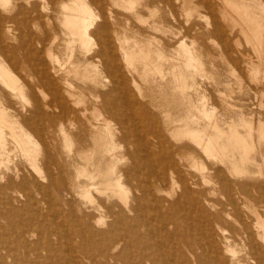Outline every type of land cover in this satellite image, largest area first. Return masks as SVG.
Returning a JSON list of instances; mask_svg holds the SVG:
<instances>
[{
    "label": "rangeland",
    "instance_id": "1",
    "mask_svg": "<svg viewBox=\"0 0 264 264\" xmlns=\"http://www.w3.org/2000/svg\"><path fill=\"white\" fill-rule=\"evenodd\" d=\"M72 1L74 0H69V1L65 0L64 3H69ZM85 1H87V3L90 4V7L93 8L92 11L95 12L94 16H97L94 18V19L97 18V20H95L96 21L95 23L96 24L102 23L103 18L102 16L100 17V15H103V14L101 13V11L97 7L92 5L91 0H85ZM139 1H141V3H146L148 7L139 6L137 9L138 12L137 14H135L133 11L127 9L126 7H128L127 6L128 4L124 5V3L121 0H106V5H107L106 8L108 9L105 12H106V17L109 22L108 28H109V33L113 39V44L114 46H116L117 51H119V47H121V44H123V46H125L128 53L132 54V58L134 57L132 61L128 63L127 60L122 56V54L124 53L123 52L121 53V51H119L120 61L122 64L124 75H125L124 76L125 81L127 82L126 86L128 88L131 87L130 91H132L131 92L132 99H133V102L135 101L134 104L136 107L135 106L134 107H135V113H137L136 120L138 121L137 136H138L139 145L141 148L142 147L147 148L149 144L148 152H145V150H142V152H138L137 150H135L138 147V144H137L138 142L135 139L136 136L134 137V134H132L131 128L128 127V125L123 126V129L125 131L127 130L126 131L127 136H129V138H132L130 143L121 137L122 136L121 132H117L114 134L115 136L114 140L118 144L116 157L117 159L119 158V160H117V163H116L117 169L120 167H130L131 170H135L136 173L139 174L140 180L138 181L142 182L143 184L142 186L144 187L148 186V189H146V191L142 188L136 189L135 188L136 180H134L133 182H130L131 180H129V182H127V181H124V179H122V181H124L123 186L125 185L124 189L126 192V198L129 201L132 200V197H134V195L138 194V196H140V203H139L140 205H138L140 209L135 214L133 212L128 213V214L125 213L126 215L120 219V222L116 226L115 235L118 237V235L120 236V234L125 235L126 232L131 233V235L134 238H136V236L139 235L140 237L138 236L136 238L138 243L137 245H135V248H134L135 250L133 249L134 251H137L138 249L137 246L140 241L149 240V241H156V243L158 244L160 243L161 245L159 244V246L162 247V248L160 247V249L163 250L164 252L165 261L163 259H160L157 262V264H162V262L163 264H168V263L179 264L178 261L181 263L182 262L181 260H183L181 264H192V263L193 264H210V262L211 264L213 263L221 264L222 262H223L222 264H227V263L228 264H233V263L234 264H239V263L244 264V262H247V264H251V263L256 264L257 262L259 263V260L255 259V257L249 252V247H246L247 245L244 244V242L240 238L238 239L232 236V234H228V232H226V234H223V229L224 228L227 229V224L224 221H220V224H219L218 222H216V219H214V215H213L215 212V208L212 206V204L216 200L217 198L216 196L214 195L210 196L211 204H208L207 202H204V201L198 202L197 199H195L194 197L185 198L182 196L181 193H182L183 185L181 184L180 177H186V176L193 177L194 176L195 179L200 180L199 179L201 178L200 172H204L208 170L206 169L203 171L202 170L203 167H206V165L207 167H209L211 163L215 164V162L217 163L218 161H213V160L208 161V159H206L205 155H203L202 152H200L202 161L197 156H196L197 158L192 156L193 152L189 150L186 146L192 145L194 146V148H196L193 137L190 136V134L187 135L186 132L185 134L184 133L182 134L181 132H183V130L178 131V132L175 131L171 133V131L169 132V129L166 130V127H168L166 124L169 119H175V118H181V117H188L189 119L190 118L192 119L194 117L196 118L198 117L200 124H196L195 129H200V128H204L205 126H207L208 119H207L206 114H208V117L213 116V115L215 116V117L213 116V119L217 121L221 129L228 131L231 125H233L234 123H238L237 126H239L238 127L239 131L243 135H246L247 134L246 125L249 123V120H251L249 124L252 125L253 137L256 140H258V128H257L259 125L258 123L262 122L264 126V0H139ZM114 2H117V4H115ZM122 4L123 6H121ZM47 5H49V7ZM246 10H248V12H246ZM54 11L55 9L51 5L50 0H8V2L7 0H0V14H1L0 16L3 18L4 22L11 21L10 23L13 24V31H12L11 37L10 38L3 37V40L6 39L3 42L4 43L3 46L5 47L2 51L3 54L0 56V62L2 63V65L6 67V70H5V67L3 66L4 68L3 72L6 73V75H8V77L13 81V83H11L10 85V84H6L3 78H0V103H1L0 108L3 106L2 107L3 109L2 108L0 109V115H2L1 113H3L4 115H6V118L8 117L7 115H9L10 117V119L9 117L7 118L6 125L8 126L5 125L1 130L3 134L5 135L4 136L1 135V139H0V144L2 145L3 149L8 150V151L4 150L3 151L4 154H3L1 153L2 147H0L1 148L0 153L2 154L0 155V160L2 159V161H0V234H2L1 239H3L7 247H10V248L12 247L18 251L17 253L18 257L21 260L24 259L25 257L26 244L38 242L40 232L41 234H51L53 230L55 232L52 234H67V233L72 234V232L75 234L77 233L88 234L90 236H92L91 234L93 232H94L93 234H97L96 230L92 232H90L91 230H87L86 232L83 231L82 225L83 224L85 225V223L87 222V219L84 216L85 214H87L88 211H89L88 213H92V216H95L97 218H99V215H100L99 213H101V215L106 218V219L103 218L104 222L106 223H103L102 225H100L99 230H104V231L107 230L108 224H110V222L114 220L113 217L109 213L105 212V210L97 211V210L92 209L91 207H86L83 204L85 203L84 199L79 194V191H78L79 188H77L78 185L74 181V179H76L75 177H77L76 173H78V168H76L77 167L76 165H73L75 157H73L74 158L73 159L71 158V155H68V154H70L71 152L72 156H75L74 152L77 150L78 146L80 145L84 146L85 154L92 153L93 159H96L100 153V145H99L100 143L97 142L95 143L96 146H94V139L92 138V135L89 132V129L86 126H83L80 124H78L77 128H72L68 125L64 126L67 134L72 135L70 137L72 138L71 141L75 142V143L73 142L72 148H70L67 144L68 142L66 141L65 137H63L64 134H62L60 130L54 129L52 127L53 120L50 121L48 118L44 116L37 118L36 120H34L32 124H30L35 127V128L33 127L34 130L32 129V126L26 123V120L28 119V117L32 115V110H33L32 108L34 107V103H33L34 99L36 100L37 98H39L44 103L46 100L51 99L50 92L48 91L46 87L43 86L40 76H41V72L44 70L47 73L49 72L48 73L49 76L52 75V77L53 76L55 77L53 65L59 69V70L56 69L57 71H60L56 74L57 77H68L69 76L68 78H70L71 81H73L76 84L78 89H77L76 95L71 100V103L75 109L81 110L85 106L86 99L90 98L88 94L89 91L95 92L97 91L96 89L98 90L100 89L101 91H111L112 86H113L112 79L110 77H107L104 79V77L106 76L103 75L102 79H100L103 83L101 82V85H99V87H96L95 82L92 80V77H91V76H94V72H95L94 69L97 71L98 69H100L99 65L98 67L96 66L97 63L92 57L95 51H97L100 46L99 41H97V39L94 38L95 41L94 42L92 41V43L89 45L90 47L80 46L77 43L75 44L76 46H74L75 49H73L74 47L72 49H69L66 46L68 36L67 34L64 33L65 27L64 25H62V22L58 20L57 12L55 11L54 13ZM109 11H112V13L109 14L108 13ZM239 11H241L240 14H242L244 18L242 15L239 16ZM250 15H252V17ZM47 17H49L48 19H50L51 22L50 20L47 19ZM46 19L48 20V22ZM231 19H235V21L237 20V22L232 21ZM153 25H156V26L153 28ZM62 26L64 27V29ZM216 26H220L222 28V33L219 34L216 31ZM53 27L56 28V32L58 33L57 34L58 38L56 39V41H52L51 43L49 41L40 42L38 38L45 36L46 33L48 34L50 33L49 36L53 35L52 34L53 32L51 31ZM259 27L261 28L259 29ZM139 30H141V32H138ZM241 30L243 31V33L241 32ZM244 30L247 33H244ZM116 34L119 35L120 37L119 40L117 39ZM248 35L251 38H248L249 37ZM65 39H66V42L64 41ZM236 39L239 42L238 44H237ZM95 42L96 44L94 45ZM45 44L48 47H46ZM138 46H145V48L151 50L150 56L148 58V61H149L148 66H145V64L143 63V60L145 58L143 55H140L138 51ZM47 48H48V51L46 50ZM52 48H53V51H52ZM185 48L190 50L193 53V57H195V59L192 60V62H193V65L198 64L197 66H198L199 72L193 69V68L197 69L196 68L197 66L195 67L191 66L190 69H188L184 65L181 71L183 72V74L186 75L187 82L189 84L187 87L182 88L181 82L176 80L178 77V74L181 71L179 68H176V67H178V65H181L183 63L180 54H182V52L183 53L185 52ZM66 50L67 51L71 50V51L67 52ZM72 53H74L73 54L74 59H72L73 61L71 62V58H73V56L71 58H67L68 61H66V57L68 56L67 54H70L68 56L70 57ZM38 54H40V56ZM9 57H10V61L8 59ZM184 59L186 58L184 57ZM89 62L91 64H89ZM33 64H35L36 66H34ZM75 64H76V67H75ZM44 65L46 67H44ZM66 65L68 66L70 65L69 67L71 68H69ZM88 66H90V68H88L89 70L87 69ZM127 66H129L130 69H128ZM73 68L79 71H76ZM145 68H149L150 70L148 69L147 71H145ZM68 69H71L74 72H71ZM82 69L84 70L82 71ZM129 70L131 73H129ZM84 71H87L88 74L86 72L84 73ZM251 72L253 75H255V78H253L254 76L251 74ZM82 73L83 75H81ZM76 75H79V76L77 77ZM84 76H86V78ZM13 78L16 83L14 82ZM83 78H85L84 79L85 82ZM133 78L135 79L134 80L135 83L133 82ZM251 78L254 80H251ZM12 84L15 85L14 86L15 90L13 87L11 88ZM140 86H141L142 93H139ZM31 87H33L34 90H30L32 89ZM135 87L136 88L138 87V88L136 89ZM22 89H23V92L19 93V91H22ZM80 90H84L87 94L83 96ZM24 97L26 98L24 99ZM33 97L35 98L32 100ZM110 97H113V95H111ZM78 100H81V102ZM22 101H25V102H22ZM73 102H77V104ZM75 104L78 106H76ZM194 105H196V107ZM259 106H261V108ZM91 107L93 109V106L89 104L88 108L91 111L88 109V113H89V116L92 117L94 109L92 110ZM193 107L195 108L197 112L193 110ZM196 108H198V110ZM26 110L28 113L26 112ZM206 111H208L209 113L208 112L206 113ZM44 112L45 113H49V112L55 113V110H53L52 108L50 109L48 107H44ZM212 112H214L213 115H212ZM198 113L200 114V116H198L199 115ZM204 114L206 117L204 116ZM15 118L16 120H13ZM17 120L19 124L21 123L22 125L21 124L19 125L17 122L15 123V121ZM44 120L46 123L44 122ZM239 120L242 121L241 125L239 123ZM11 121L14 122L15 124L12 123ZM9 122L10 124H8ZM243 122L244 123L246 122V124H243ZM11 124L13 127L11 126ZM42 124H44L45 126L44 125L41 126ZM19 126L23 127L21 129H24V130L26 128L25 131L27 134H24L25 132L19 133V131H16V133H14L15 129L16 130L19 129L21 131ZM17 127L19 128L17 129ZM153 127L157 128V129L156 128L154 129L156 131L160 129L164 131V134L166 136V140L165 142H163L164 146L160 147V144L156 142V139H154L151 136V134H149V130H152ZM172 128L173 130H175L174 126ZM40 129L41 131L46 129V131L41 132ZM209 130L210 132H212L210 128ZM11 131H13L12 133L14 135L10 133ZM34 132H36L39 136H37L36 133ZM40 133H44V134H40ZM22 135H24L25 138ZM27 135L28 137H30V139L28 138L29 140L27 139L28 143L25 140L27 138ZM98 136L101 137V135H98ZM21 137H23L24 139H21ZM99 137L97 138L100 139ZM144 138L145 139L147 138V140H144ZM18 140L20 142H18ZM177 141H180V143ZM120 146H122L123 148L119 149ZM91 147L93 149H91ZM18 149H19V152H18ZM23 149L26 150V152L28 151V153L26 154V152L23 151ZM29 149H30L31 154L33 153L32 155L34 157L36 153L41 152L40 156L38 153V157H35L37 158V164L39 163L38 166L42 167L38 169L37 173L38 175L39 174L41 175L42 173L46 174L47 172V175L42 174V177H45L46 180L43 179L40 175L38 176L36 172H33L35 170V168H33L34 167L33 161L31 160L33 157L31 158L32 155L30 157L27 156V155H30ZM35 149H38V150H35ZM165 149H166V153H164ZM31 150H35V151H31ZM126 151L128 152L127 154H126ZM129 151L132 154L129 153ZM23 152H25L24 153V155H26L25 158H24V155L22 154ZM46 152H47V157H48L47 160L50 161L49 164H46V161L44 159L46 156ZM94 152L95 154H93ZM151 152L153 155L151 154ZM244 153L245 152L243 150L235 151L236 158L237 159L243 158V155H245ZM7 154L9 155L6 156ZM249 156H253L252 151L251 153H249ZM26 157L27 158L29 157L31 161L30 160L28 161V159L26 161ZM106 158H108V156ZM180 158L182 159L180 160ZM133 159H134V162L132 164L131 162L133 161ZM38 160H41V161H38ZM108 160L109 159H107L101 164L102 166V167L100 166L101 170H104L108 165H111V162L109 164ZM167 160L169 162H165ZM175 160H176L177 165L175 163ZM258 160H259L258 163H260L259 165L253 166L250 164L249 166L251 170L255 171V173L249 175L247 178L251 183L255 182L256 180L264 181V164L260 161V159ZM42 161H43V164L45 165L42 164ZM151 161L153 164L151 163ZM6 162H9V163H6ZM148 162L150 163L147 166L146 163ZM172 163L174 165H172ZM12 164L14 166H12ZM241 164L242 163H240L239 165L240 168H242ZM42 165L44 167L46 166V168H43ZM56 165H58L59 168ZM149 165H151V167ZM242 165H243V168L244 166H246L244 164ZM26 166L27 168L31 169L32 167L33 169L31 170L27 169ZM259 167L261 168V170H259L260 169ZM75 168L77 169L76 171H75ZM164 168H166V170H164ZM137 169L139 172L137 171ZM170 169H171V173H170ZM15 170L18 172H16ZM39 171L41 173H39ZM11 172L14 174H12ZM21 172L22 174L24 173L25 175H22V174L20 175ZM63 172L64 174H62ZM156 172H158V174H161L160 177L162 178V182L160 185L157 184V182L159 181V177H156L155 175ZM259 172H261V174ZM16 173H18V175ZM30 173H34L36 175L34 174L31 175ZM8 175L9 176L11 175V176L9 177ZM21 176H24L28 179L30 178V180L32 176L34 178H38V179L40 178V182L44 186L43 190L40 191V189L38 188L36 190V187L35 186L31 187V185H29L30 187L26 186L27 187L26 188L27 190H26L25 186H23V183H22L23 177ZM172 177L175 178L177 182L173 183ZM15 178L18 179L19 181L16 180ZM42 179L44 181H42ZM53 179L56 180V183ZM82 182H85L83 177L80 179V183ZM55 184L56 186L57 185L58 186L56 187ZM211 184H208L205 187L210 188L212 187ZM46 185L47 187H45ZM49 186L52 189H50ZM66 186H68L67 189H66ZM202 187L203 186H192L193 190H200L202 189ZM28 188H32V189H28ZM7 191H9L10 193H8ZM39 191L40 193L42 192L43 194L42 193L40 194ZM149 191L152 194L149 193ZM153 191L155 192L154 194H153ZM138 192H140V195ZM68 194L71 196H69ZM253 194L254 196H256V198H258V200L264 201V184L260 188L253 189ZM194 195H196L195 192H194ZM36 196L37 198H35ZM46 196L48 199L46 198ZM94 196L96 197V199L105 198V195H99L98 193L97 194L94 193ZM33 197H34V200H33ZM13 198H16V200L14 199L13 201ZM120 198L118 196H114L110 198L111 203L114 202L118 204V206L115 207L116 210H119L121 206H124ZM159 199H160V202H159ZM175 199L179 200V204L180 203L181 204L174 206L173 202L176 201ZM50 201L52 202V204ZM58 202L60 203V205ZM6 203L8 204L6 205ZM163 203L165 204L164 206H163ZM77 204L79 205V207L77 206ZM145 204L147 205L148 209L146 207H143V206H146ZM7 206H10V208ZM73 207L74 209H72ZM197 209L200 212H198ZM43 210L45 212H43ZM58 210L60 211L59 213H58ZM192 213L193 215L191 216ZM38 214L40 215V217ZM58 214H60L61 216ZM63 214H64V217H62ZM66 214H68L69 217ZM56 215H58L59 218ZM72 215L75 218V220L72 217ZM160 215L163 216L164 219ZM55 216L57 217V219L55 218ZM71 217L73 220H71ZM47 218L50 222L47 220ZM79 218L81 221H79ZM53 219H54V222H53ZM130 222L132 224V227H131ZM64 223L68 227L65 226ZM148 223L149 225H147ZM216 223H218V225ZM129 225L132 228V229L130 228V230L133 232L129 230ZM42 226H43V229H42ZM46 226H47V229H46ZM208 226H209V229H208ZM161 227L163 228V230ZM173 227L175 229H173ZM203 227L208 233H206L205 231L204 232L202 231ZM151 228H153L152 229L153 231L151 230ZM63 229L64 231H61ZM147 229H149L148 232H147ZM78 230L82 232H79ZM122 231H124V233ZM169 231L174 234L171 235ZM167 232L169 236L167 235ZM189 232L190 234H188ZM129 233L127 234V236L126 235L125 236L129 237ZM212 233L215 235H213ZM29 234H33V235L30 236ZM152 234H154L155 236ZM200 235L201 236L205 235L203 236L205 238L201 237ZM151 236H153L155 239L153 237L151 238ZM110 237L112 236L110 235ZM227 237H228V240H227ZM94 238L97 239L96 236H94ZM106 239L107 238L102 239V240L100 239L99 242L100 241L107 242ZM206 239L208 242L206 241ZM198 241L199 243L196 244V242ZM229 241L231 244H229ZM94 244H97V243H94ZM262 244L264 245L263 241H262ZM201 246L202 248H200ZM228 246L230 247L228 248ZM124 247H125V242L122 241L121 244L115 248L114 252L115 253L123 252ZM203 247H205V249ZM172 248H173V251L171 250ZM186 249L188 250L186 251ZM234 249L235 250L238 249L239 251L238 250L235 251ZM217 250L219 251L217 252ZM203 251H205V253ZM73 253L74 255L76 254V256H74V259L75 258L78 259V260L75 259L76 261L74 260L75 264H80L81 263L80 261L83 260L86 255V253L83 251L81 252L77 251ZM169 253L172 255H169ZM175 253L176 254L178 253V254L176 255ZM7 254H8V251L6 249H0V262H1L0 264H14L15 263V260L13 258L11 257L7 258ZM246 254H248L249 256ZM81 255L83 256V258ZM207 255H208V260H207ZM219 255H220V259H219ZM231 255L233 256L238 255V256L232 257ZM244 255H246L247 257ZM42 256L46 257L47 253L43 252ZM223 256L227 258L225 259ZM169 257H173V258H169ZM192 257L195 259H193ZM230 257H232L233 260L230 259ZM246 259H248V261L251 260L252 262H248L246 261ZM215 260L217 261V263ZM35 263H37L36 258H34L33 263H25V264H35ZM37 264H39V262ZM43 264H53V263L44 262ZM112 264H124V263L116 262L114 260Z\"/></svg>",
    "mask_w": 264,
    "mask_h": 264
},
{
    "label": "bare ground",
    "instance_id": "2",
    "mask_svg": "<svg viewBox=\"0 0 264 264\" xmlns=\"http://www.w3.org/2000/svg\"><path fill=\"white\" fill-rule=\"evenodd\" d=\"M65 0H50L51 5L53 6V8L55 9V11L57 12V18L58 20H60L62 22V25H64L63 29H64V33L67 34V47L69 49H72L74 46H76L75 44H79L80 46H89L92 41L94 42V38L97 39V41H99V48L97 51H95L94 55L92 56L93 59L96 61L97 63V67L99 65L100 69L95 70L94 69V76L92 77V80L95 82V86L99 87V85H101V80L103 75L106 76L104 77H110L113 81V86L111 91H101L100 89H96L97 91L95 92H88L90 98L86 99L85 101V106L81 109H75L71 103L72 98L76 95L77 92V86L76 84L71 81L70 78L68 77H57L56 74L60 71H57L54 65H53V70H54V74L55 77L52 75L49 76L47 72H45L44 70L41 72V82L43 84L44 87H46L48 89V91L50 92L51 95V99L50 100H43L45 101L42 102L39 98H37L36 100L34 99L35 97L32 98L33 103H34V107L32 108V115H30L28 117V119L26 120V123L28 125L32 124L34 122V120H36L37 118L44 116L46 118H48L50 121L53 120L52 122V127L54 129H58L62 132V134H64L63 137H65L66 141L68 142V146L70 148H72V144L73 142L71 141L72 138H70L72 135L67 134L65 127L66 125L72 127V128H77L78 124L86 126L89 129V132L92 135V138L94 139V146H96L95 143H100V153L99 156L96 159H93L92 153H88L85 154L84 153V146L80 145L78 146L77 150L74 152L75 156H72L71 152L68 155H71V158L75 157L73 165H76L78 168V173L77 177H75L76 179H74V181L76 182V184L78 185L77 188L79 191V194L82 196V198L84 199L85 203H83L86 207H91L94 210H100L103 211L105 210V212L109 213L112 217H113V221L110 222V224H108V228L107 230H99L100 229V225H102L104 222V219H106L104 216L101 215V213H99V218L92 216V213H88L85 214V218L87 219V222L85 223V225H82L83 231L86 232L87 230H91L90 232L96 230L97 234H91L92 236L88 235V234H75L72 231V234H52L55 231L52 230L51 234H41L40 232V236H39V241L38 242H33V243H28L25 246V257L24 259H20L18 257V251L14 248H10L7 247L6 243H4L2 238V234H0V249H6L8 251L7 254V258L11 257L15 260L14 264H25V263H33L34 262V258L37 259V263L39 262V264H43L44 262H50V263H55V264H73L76 260L78 259H74V256H76V254L74 255L73 252H77V251H83L86 253L85 257L83 260H81L79 263L80 264H112V262L115 260L116 262H123L124 264H157V262L160 259H163L165 261L164 258V252L163 250L160 249L161 246H159L158 243H156V241H140L138 244V249L137 251H134L135 249V245H137V240L136 238L139 236L137 234L136 238H134L131 233H129V237L127 236V232H126V236L120 234V236L118 235V237L115 235L116 234V226L118 225V223L120 222V219L123 218L126 214L125 213H137L138 210L140 209V207L138 205H140V196L134 195V197H132V200H128L126 198V192L123 186L124 181L129 182V180H131L130 182H133L134 180H136V184H135V188L136 189H144L146 191V189H148V186L144 187L142 186V182L138 181L140 180V176L138 173H136L135 170H131L130 167H120L117 169L116 167V163L117 160H119V158L117 159V146L118 144L116 143V141L114 140V134L117 132H121L122 134V138L127 140L129 143L131 142L132 138H129V136H127V130L125 131L123 129V126L128 125V127L131 128L132 134H134V137L136 139V142L138 144L137 150L138 152H142V150H145V152H148V148H149V144L147 146V148L145 147H140L139 145V141H138V121L136 120L137 118V113H135V104L133 102L132 99V91H130V88H128L126 86V81H125V75H124V71L122 68V64L120 61V54L119 51H121V53L123 52L124 54H122V56L127 60V62H131L132 59V54L128 53V51L126 50L125 46H123V44H121V47H119V51H117L116 46H114L113 44V39L109 33V28H108V19L106 17V10L108 8H106V0H91L92 5H94L95 7H97L101 13L103 15H100V17L102 16L103 18V22L100 24H96L94 19L97 16H94L95 12L92 11L93 8L90 7V4L87 3V1L85 0H74L72 2L69 3H64ZM69 1V0H68ZM124 5L128 4L126 7L127 9L133 11L135 14H137V9L139 6H145L148 7V5L146 3H141V1L139 0H121ZM8 2V0H7ZM11 2V1H10ZM6 3V2H4ZM12 3V2H11ZM115 4H117V2H114ZM241 5V4H240ZM6 6V5H4ZM44 6V5H43ZM49 7V5H47ZM123 6V4L121 5ZM10 7V6H9ZM125 7V6H124ZM6 8V7H4ZM8 8V7H7ZM46 8V7H45ZM92 8V9H91ZM246 8V6H245ZM234 9V8H233ZM111 10V9H110ZM237 10V8H236ZM6 11V10H5ZM54 11V13H55ZM238 12V11H237ZM241 11H239V16L242 15L240 14ZM243 12V11H242ZM246 12H248V10H246ZM109 14L112 13V11L108 12ZM229 14V12H228ZM1 15V14H0ZM231 15V14H230ZM243 16V15H242ZM252 17V15H250ZM99 17V16H98ZM99 17V18H100ZM223 17V16H222ZM41 18V16H40ZM49 17H47L48 19ZM111 18V17H110ZM244 18V16H243ZM46 19V20H47ZM247 19V18H246ZM253 19V18H252ZM7 20V19H6ZM40 20V19H39ZM50 20V19H48ZM47 20V22H48ZM232 21H235V19H231ZM242 20V19H241ZM244 20V19H243ZM7 22V24H6ZM3 21V18L0 16V56L3 54L2 51L4 49L5 46H3V37H7L10 38L12 31H13V24L6 21ZM51 22V20H50ZM53 22V21H52ZM60 22V23H61ZM237 22V20L235 21ZM234 23V22H233ZM244 23V22H243ZM48 24V23H47ZM52 24V23H51ZM54 24V23H53ZM262 24V23H261ZM250 25V24H249ZM33 26V25H32ZM35 26V25H34ZM156 25H153V28ZM236 26V25H234ZM247 26V25H246ZM243 27V26H242ZM241 27V29H242ZM251 27V26H250ZM25 28V27H24ZM261 27H259L260 29ZM244 29V28H243ZM53 33L52 36H49L50 33H46L45 36L39 37L38 40L40 42H52V41H56L57 37V32H56V28H52L51 30ZM216 31L220 34L222 33V28L220 26H216ZM21 32V31H20ZM33 32V31H32ZM138 32H141V30H139ZM241 32L243 33V31L241 30ZM244 33H247L244 30ZM64 34V35H65ZM117 35V39L119 40L120 37L118 34ZM261 35V34H260ZM249 36V35H248ZM247 36V37H248ZM259 36V35H258ZM261 37V36H260ZM16 38V37H14ZM66 38V37H65ZM248 38H251L250 36ZM255 38V37H254ZM150 39V38H149ZM225 39V38H224ZM247 39V38H246ZM15 40V39H14ZM252 40V39H251ZM250 40V41H251ZM66 42V39L64 40ZM235 41V40H234ZM237 44L239 43L238 40L236 39ZM235 41V42H236ZM249 41V42H250ZM40 44V43H38ZM49 44V43H48ZM96 44V42L94 43V45ZM46 45V44H45ZM44 45V46H45ZM50 46V45H49ZM65 46V47H66ZM35 47V46H34ZM46 47H48L46 45ZM51 47V46H50ZM90 47V46H89ZM30 48V47H29ZM88 48V47H87ZM75 49V47L73 48ZM80 49V48H79ZM90 49V48H89ZM256 49V48H255ZM253 49V50H255ZM48 51V48L46 49ZM82 50V49H81ZM87 50V49H86ZM53 51V48H52ZM67 51V50H66ZM71 51V50H70ZM67 51V52H70ZM138 51L140 53V55L144 56V60L143 63L145 64V66H148L149 61L148 58L150 56V49L145 48V46H138ZM66 52V53H67ZM75 52V51H73ZM89 52V51H88ZM179 52V51H178ZM52 53V52H51ZM84 53V52H83ZM74 53H72V55L70 57H68L70 54H67L68 56L66 57V61L67 58H71L73 56ZM249 54V53H248ZM256 54V53H255ZM8 55V54H7ZM40 56V54H38ZM54 55V54H53ZM82 55V54H80ZM89 55V54H88ZM181 55V59H182V64L178 65L180 71L182 70L183 66L185 65L188 69H190L191 66H197V65H193L192 60L195 59V57H193V53L185 48V52ZM84 56V55H83ZM87 56V55H86ZM258 56V55H257ZM89 57V56H88ZM184 57L186 59H184ZM221 57V56H220ZM230 57V56H229ZM7 58V57H5ZM10 61V57L8 58ZM43 59V58H41ZM71 58V62L73 61ZM163 60V59H162ZM186 60V61H184ZM55 61V60H54ZM89 61V60H88ZM87 61V62H88ZM80 62V60H79ZM83 62V61H82ZM91 62V61H90ZM89 62V64H91ZM36 63V62H35ZM40 63V62H39ZM43 63V62H42ZM95 63V64H96ZM8 64V63H7ZM10 64V63H9ZM45 64V63H44ZM67 64V62H66ZM72 64V63H71ZM81 64V63H80ZM11 65V64H10ZM34 66H36L35 64H33ZM38 65V64H37ZM40 65V64H39ZM62 65V64H61ZM73 65V64H72ZM259 65V64H258ZM4 65H2V63L0 62V78H3L5 80L6 84H10L13 83V81L8 77V75H6V73H4ZM48 66V65H47ZM68 66V65H66ZM65 66V67H66ZM70 66V65H69ZM68 66V67H69ZM91 66V65H90ZM90 66L87 67L90 68ZM130 66V64H129ZM127 66L128 69H130V67ZM132 66V65H131ZM135 66V64H134ZM158 66V65H157ZM260 66V65H259ZM5 67V66H4ZM14 67V66H12ZM44 67H46L44 65ZM74 67V66H73ZM76 67V64H75ZM203 67V66H202ZM34 68V67H32ZM71 68V67H69ZM135 68V67H134ZM161 68V67H160ZM175 68V69H176ZM193 68V67H192ZM197 69L193 68L194 70L198 71V66L196 67ZM48 69V68H47ZM74 70H76L75 68H73ZM81 69V67H80ZM149 68H145V71H147ZM202 69V68H201ZM6 70V67H5ZM39 70V69H37ZM51 70V69H50ZM59 70V69H58ZM63 70V69H62ZM71 72V69H68ZM84 69H82L83 71ZM89 70V69H88ZM133 70V69H132ZM150 70V69H149ZM260 70V68H259ZM48 71V70H47ZM79 71V70H76ZM192 71V69H191ZM204 71V70H203ZM65 72V71H64ZM87 73V71H84V73ZM201 72V71H200ZM205 72V71H204ZM255 72V71H254ZM30 73V72H29ZM66 73V72H65ZM68 73V72H67ZM77 73V72H75ZM81 73V72H80ZM129 73L130 70H129ZM53 74V75H54ZM90 74V73H89ZM197 74V73H196ZM199 74V73H198ZM252 74V72H251ZM68 75V74H66ZM80 75V74H79ZM79 75H76L77 77ZM83 75V73L81 74ZM132 75V74H131ZM253 75V74H252ZM32 76V75H31ZM255 78V75H253ZM86 78V76H84ZM90 77V78H91ZM257 77V76H256ZM81 78V77H79ZM83 78V80L85 79ZM89 78V79H90ZM2 79V80H3ZM3 80V81H4ZM14 80V78H13ZM109 80V79H108ZM135 79L133 78V82ZM177 81L181 82V87L185 88L188 86V82H187V77L185 74H183V72L181 71L178 74V77L176 79ZM251 80H254L251 78ZM250 80V81H251ZM258 80V79H257ZM260 81V79H259ZM15 82V80H14ZM85 82V80H84ZM90 82V81H89ZM93 82V83H94ZM253 82V81H252ZM16 83V82H15ZM27 83V82H26ZM92 83V82H91ZM103 83V82H102ZM85 84V83H84ZM21 85V84H20ZM27 85V84H26ZM128 85V84H127ZM136 85V84H134ZM14 84H12L11 88H14ZM138 86V85H137ZM38 87V86H37ZM43 87V89H44ZM24 88V87H22ZM32 89L30 90H34L33 87H31ZM41 88V87H40ZM136 88V87H135ZM138 88V87H137ZM136 88V89H137ZM17 89V88H16ZM109 89V88H108ZM15 90V88H14ZM20 90V89H19ZM103 90V89H102ZM140 92H141V86L139 88ZM138 90V91H139ZM196 90V89H195ZM81 94L83 96H85V94H87L84 90H80ZM23 92L22 91H19ZM33 92V91H32ZM31 93V92H30ZM29 93V94H30ZM3 94V93H2ZM23 94V93H22ZM9 95V94H8ZM24 95V94H23ZM26 95V94H25ZM31 95V94H30ZM111 95H113V97H110ZM21 96V95H20ZM36 96V95H35ZM183 96V95H182ZM17 97V96H16ZM27 97V96H26ZM24 97V99L26 98ZM37 97V96H36ZM50 97V96H49ZM23 98V97H22ZM10 101V100H9ZM28 101V100H27ZM81 102V100H78ZM262 101V100H261ZM12 102V101H11ZM25 102V101H22ZM137 102V101H136ZM29 103V102H28ZM27 103V104H28ZM76 103L77 102H73ZM261 103V102H260ZM1 104V103H0ZM75 104V105H76ZM93 106L94 112L92 117L89 116L88 113V105ZM4 105V104H3ZM261 105V104H260ZM78 106V105H76ZM135 106V107H134ZM145 106V105H143ZM196 107V105H194ZM233 106V105H232ZM255 106V105H254ZM262 106V105H261ZM261 106H259L261 108ZM3 107V106H2ZM1 107V108H2ZM44 107H48V108H52L53 110H55V113L49 112V113H45L44 112ZM0 108V109H1ZM3 109V108H2ZM92 109V107H91ZM92 109V110H93ZM198 110V108H196ZM6 110V109H5ZM90 110V109H89ZM193 110H195V108L193 107ZM91 111V110H90ZM196 111V110H195ZM27 112V110H26ZM197 112V111H196ZM201 112V110H200ZM199 112V113H200ZM208 111H206L207 113ZM5 113V112H4ZM10 113V112H9ZM28 113V112H27ZM198 113V114H199ZM205 113V112H204ZM209 113V112H208ZM214 112H212L213 115ZM2 115H0V139H1V135L4 136L5 134H3V132L1 131L2 128L6 125L7 123V118L9 117V115H7L8 117L6 118V115H4L3 113H1ZM16 114V113H15ZM92 114V113H91ZM202 114V112H201ZM252 114V113H251ZM250 114V115H251ZM125 115V116H124ZM242 115V114H241ZM196 116V115H195ZM200 116V114L198 115ZM205 116V114H204ZM207 119H208V124L207 126H205L204 128H200V129H195V125L196 124H200L199 123V119L198 117H194V118H188V117H181V118H175V119H169L167 121V126L166 130L169 129V132H178L183 130V132H181L182 134L185 132L187 133V135L190 134V136L193 137L194 139V144L196 145V148H194V146L192 145H188L186 146L189 150H191L193 152L194 157H198L201 159V154L200 152L203 153V155H205L206 159L209 160H213V161H218L217 163H211L209 165V167H203V171L208 169L207 171L204 172H200L201 173V178H199L200 180H197L191 176H186V177H180L181 180V184L183 185L182 187V196L185 198H190V197H194L195 199H197L198 202L200 201H204L207 202L208 204H211V200H210V196L214 195L216 196V200L214 201V203L212 204V206L215 208V212H214V219H216V222H218L220 224V221H224L227 224V229L224 228L223 229V234H226V232H228V234H232V236L236 237V238H240L244 244H246V247H249V252L255 257V259L259 260L260 264H264V245L262 244V241L264 242V201H260L258 200V198H256V196H254L253 194V189H257L260 188L263 184L264 181L262 180H256L255 182L251 183L247 178L249 175L255 173V171L251 170L249 168L250 164L253 166L259 165L260 163H258V159H260V161L264 164V126L262 122H259L258 124V140H256L253 137L252 134V125L249 124L251 122V120H249V123L246 125L247 126V134L243 135L238 127L237 124L238 123H234L233 125H231V127H229L228 131H225L223 129H221L217 123V121L215 119H213V116H209L208 114H206ZM205 116V117H206ZM243 116V115H242ZM15 117V115H14ZM18 117V116H17ZM215 117V116H214ZM27 118V117H26ZM196 118V119H195ZM200 118V117H199ZM241 118V117H240ZM243 118V117H242ZM10 119V117H9ZM251 119V118H250ZM13 120H16L13 119ZM241 120V119H240ZM239 120L240 125L242 124V121ZM244 120V119H243ZM246 121V119H245ZM12 122V121H11ZM18 123V120L15 121V123ZM40 122V121H39ZM45 122V120H44ZM248 122V121H247ZM14 123V122H12ZM14 123V124H15ZM38 123V122H37ZM46 123V122H45ZM10 124V122L8 123ZM21 124V123H20ZM19 124V125H20ZM230 124V123H229ZM243 124H246V122ZM253 124V123H252ZM22 125V124H21ZM40 125V124H39ZM44 124H42L41 126H43ZM48 125V124H47ZM8 126V125H6ZM12 126V124H11ZM15 126V125H14ZM32 126V125H30ZM37 126V125H36ZM45 126V125H44ZM174 129L173 130V127ZM245 126V125H244ZM13 127V126H12ZM20 129L23 128L21 126H19ZM17 127V129L19 128ZM34 126H32L33 129ZM38 127V126H37ZM15 128V127H14ZM35 128V127H34ZM39 128V127H38ZM41 128V127H40ZM156 128V127H155ZM153 127L152 130H149V134H151V136L156 139V142L158 144H160L161 146L163 145V142H165L166 140V136L164 134V131L160 130H154L155 129ZM209 128L211 129L212 132H210ZM11 129V127H10ZM13 129V128H12ZM30 129V127H29ZM157 129V128H156ZM6 130V129H5ZM3 130V131H5ZM24 129H21V131L18 129H15L16 131L20 132H25L26 133V128L24 131H22ZM34 130V129H33ZM75 130V129H74ZM73 130V132H74ZM154 130V131H153ZM36 131V130H35ZM41 131V129H40ZM43 131H46L43 130ZM41 131V132H43ZM72 131V130H71ZM2 132V134H1ZM13 131H11L10 133H12ZM28 132V131H27ZM37 132V131H36ZM34 132V133H36ZM60 132V133H61ZM129 132V131H128ZM13 134V133H12ZM22 134V133H21ZM40 134H44V133H40ZM78 134V132H77ZM174 134V133H173ZM10 135V134H9ZM14 135V134H13ZM37 136H39L36 133ZM84 135V134H83ZM99 137L98 135H101V137H99L100 139H98L97 137ZM21 136V135H20ZM24 136V135H22ZM42 136V135H41ZM85 136V135H84ZM176 136V135H174ZM14 137V136H13ZM45 137V136H44ZM60 137V136H59ZM91 137V136H90ZM3 138V137H2ZM17 138V137H16ZM20 138V137H19ZM25 138V136H24ZM23 137H21V139H24ZM30 139V137H28L25 139L27 141V139ZM46 138V137H45ZM43 138V139H45ZM78 138V137H77ZM99 140H97V139ZM174 138V137H173ZM190 138V137H189ZM6 139V138H5ZM20 139V140H21ZM28 139V140H29ZM64 139V138H63ZM144 140H147V138ZM190 140V139H189ZM192 140V139H191ZM2 141V140H1ZM24 141V140H23ZM25 141V143H26ZM4 142V141H3ZM15 142V141H14ZM18 142H20L18 140ZM32 142V141H31ZM64 142V141H63ZM124 142V141H123ZM180 143V141H177ZM24 143V144H25ZM28 143V141H27ZM75 143V142H74ZM153 143V142H152ZM20 144V143H19ZM30 144V143H29ZM134 144V143H133ZM177 144V143H176ZM1 145V144H0ZM21 145V144H20ZM23 145V144H22ZM121 145V144H120ZM123 145V144H122ZM16 146V145H15ZM18 146V144H17ZM29 146V145H28ZM74 146V145H73ZM98 146V145H97ZM2 147V145L0 146ZM21 147V146H20ZM25 147V146H24ZM133 147V146H132ZM6 148V147H5ZM66 148V147H65ZM68 148V147H67ZM90 148V147H88ZM98 148V147H97ZM123 148L122 146L119 147V149ZM129 148V147H128ZM1 149V148H0ZM16 149V148H15ZM27 149V148H26ZM91 149H93L91 147ZM1 153H3V151L7 150V149H1ZM12 150V149H11ZM28 150V149H27ZM38 150V149H35ZM35 150H31V151H35ZM72 150V149H71ZM86 150V149H85ZM95 150V149H94ZM157 150V149H156ZM238 150H243L245 153V155H243V158H236L235 155V151ZM8 151V150H7ZM23 151L26 152V150L23 149ZM150 151V150H149ZM250 151V152H249ZM251 151L253 152V156H249V153H251ZM19 152V149H18ZM23 152L22 154L24 155ZM30 152V149H29ZM38 152V151H37ZM91 152V150H90ZM249 152V153H248ZM0 153V155H2ZM28 153V151L26 152V154ZM39 156L41 155V152H38ZM38 153H34L35 157H38ZM45 153V152H44ZM51 153V152H50ZM128 152L126 151V154ZM129 153H131L129 151ZM164 153H166V149L164 151ZM4 154V153H3ZM21 154V155H22ZM30 155L27 156H31V152L29 153ZM95 154V152L93 153ZM132 154V153H131ZM152 154V152H151ZM9 154H7L6 156H8ZM19 155V154H18ZM37 155V156H36ZM45 155V154H44ZM49 155V154H48ZM51 155V154H50ZM53 155V153H52ZM57 155V154H56ZM55 155V156H56ZM140 155V154H139ZM138 155V156H139ZM153 155V154H152ZM242 155V154H241ZM4 156V155H3ZM1 156V157H3ZM26 155H24L25 158ZM108 156V158H106ZM150 156V155H149ZM148 156V157H149ZM174 156V155H173ZM23 157V156H22ZM29 157H26V161L28 159V161L30 160ZM34 159H33V158ZM33 155L31 156V160L33 161V168H35V170L33 172H36V174L38 175V169L42 168L41 166L39 167L37 164V158H35ZM54 157V156H53ZM133 157V156H132ZM154 157V156H153ZM179 157V155H178ZM181 157V156H180ZM192 157V158H194ZM196 157V158H197ZM11 158V157H10ZM19 158V157H18ZM23 158V159H24ZM42 158V157H41ZM47 152H46V156H45V161L46 164H49V160H47ZM50 158V157H49ZM57 158V157H56ZM60 158V157H59ZM123 158V157H122ZM158 158V156H157ZM7 159V158H6ZM9 159V158H8ZM107 159H109V164L111 162V165H108L104 170H101V164L106 161ZM124 159V158H123ZM174 159V158H173ZM182 158H180L181 160ZM5 160V159H4ZM30 160V161H31ZM54 160V159H53ZM2 161V159L0 160ZM23 161V160H22ZM41 161V160H38ZM55 161V160H54ZM123 161V160H122ZM10 162V161H9ZM6 162V163H9ZM133 161L131 162L133 164ZM165 162H169L168 160ZM178 162V161H177ZM11 163V162H10ZM41 163V162H40ZM150 162L146 163L147 166ZM152 163V161H151ZM161 163V162H160ZM176 163V160H175ZM190 163V162H189ZM192 163V162H191ZM240 163L246 165L243 168V165L241 164L242 168H240ZM261 163V164H262ZM30 164V163H28ZM32 164V162H31ZM43 164V161H42ZM56 164V163H55ZM58 164V163H57ZM106 164V163H105ZM153 164V163H152ZM169 164V163H168ZM179 164V163H178ZM197 164V163H196ZM199 164V163H198ZM204 164V163H202ZM3 165V163H2ZM19 165V164H17ZM45 165V164H43ZM42 165V166H43ZM59 165V164H58ZM56 165V166H58ZM172 165H174L172 163ZM177 165V163H176ZM9 166V165H8ZM12 166H14L12 164ZM101 166V167H100ZM151 167V165H149ZM195 166V165H194ZM16 167V165H15ZM30 167V166H28ZM50 167V166H49ZM75 167V166H73ZM149 167V169H150ZM170 167V166H169ZM193 167V166H192ZM11 168V167H10ZM24 168V167H22ZM27 168V166H26ZM31 167V169H33ZM43 168H46V166ZM59 168V166H58ZM61 168V167H60ZM75 168V171L77 170ZM139 168V167H138ZM153 168V167H152ZM157 168V167H156ZM155 168V169H156ZM183 168V167H182ZM205 168V169H204ZM260 168V167H259ZM8 169V168H7ZM30 169V168H27ZM30 169V170H31ZM51 169V168H50ZM17 170V169H16ZM15 170V171H16ZM46 170V169H45ZM152 170V169H151ZM162 170V169H161ZM164 170H166V168H164ZM178 170V169H177ZM261 170V168L259 169ZM8 171V170H7ZM11 171V170H10ZM22 171V170H21ZM26 171V170H25ZM42 171V169H41ZM47 171V170H46ZM45 171V172H46ZM61 171V170H60ZM59 171V172H60ZM138 171V169H137ZM263 171V170H262ZM18 172V171H16ZM32 172V171H31ZM44 172V171H43ZM139 172V171H138ZM151 172V171H150ZM153 172V171H152ZM12 173V172H11ZM27 173V172H26ZM29 173V172H28ZM39 173H41L39 171ZM49 173V172H48ZM170 173H171V169H170ZM261 174V172H259ZM14 174V173H12ZM11 174V175H12ZM18 175V173H16ZM22 174V172L20 173V175ZM31 175H33L34 173H30ZM34 174V175H36ZM44 174V173H42ZM42 174L40 175L42 177ZM51 174V173H50ZM53 174V173H52ZM64 174V172L62 173ZM61 174V175H62ZM75 174V175H76ZM153 174V173H152ZM182 174V173H181ZM10 175V176H11ZM22 175H25L24 173ZM29 175V174H28ZM38 175V176H39ZM47 175V172L46 174ZM156 177H159V181L157 182L158 185L161 184L162 182V178L160 177L161 174H158V172L155 173ZM163 175V174H162ZM256 175V174H254ZM3 176V175H2ZM9 176V175H8ZM7 176V177H8ZM9 176V177H10ZM13 176V175H12ZM136 176V177H135ZM19 177V176H17ZM22 179V183L23 186H25V189L27 188L26 186L31 185L40 189V191L43 190L44 186L41 184L40 182V178H34L32 176L31 180L30 178H26L24 176ZM30 177V176H29ZM36 177V176H35ZM55 177V176H54ZM84 178L85 182L80 183V179ZM2 178V177H1ZM43 179H45V177H42ZM47 178V177H46ZM56 178V177H55ZM54 178V179H55ZM65 178V177H64ZM166 178V177H165ZM16 179V178H15ZM42 179V181H44ZM53 179V180H54ZM122 179H124V181H122ZM144 179V178H143ZM151 179V178H150ZM171 179V177H170ZM18 180V179H16ZM46 180V179H45ZM50 180V178H49ZM48 180V181H49ZM145 180V179H144ZM173 183L177 182L175 180V178L172 177ZM11 181V180H10ZM19 181V180H18ZM56 183V180H54ZM253 181V180H252ZM63 182V181H62ZM152 182V181H151ZM179 182V181H178ZM3 183V182H2ZM64 183V182H63ZM62 183V184H63ZM170 183V182H169ZM168 183V184H169ZM212 183V184H211ZM7 184V183H6ZM9 184V182H8ZM44 184V183H43ZM47 184V183H46ZM59 184V183H58ZM67 184V183H66ZM167 184V183H166ZM172 184V183H171ZM211 184L212 187L207 188L205 187L206 185ZM50 185V184H49ZM56 186V184H55ZM58 186V185H57ZM56 186V187H57ZM173 186V185H172ZM192 186H203L202 189L200 190H193ZM30 187V186H29ZM47 187V185L45 186ZM68 186H66L67 189ZM74 187V186H73ZM163 187V186H162ZM20 188V187H19ZM50 189H52L49 186ZM168 188V187H167ZM171 188V187H170ZM174 188V187H173ZM172 188V189H173ZM179 188V187H178ZM28 189H32V188H28ZM48 189V190H50ZM159 189V188H158ZM14 190V189H12ZM20 190V189H19ZM18 190V191H19ZM27 190V189H26ZM69 190V189H68ZM77 190V189H76ZM160 190V189H159ZM39 191V193H40ZM65 191V190H64ZM75 191V190H74ZM77 191V192H78ZM129 191V190H127ZM164 191V190H163ZM162 191V193H163ZM170 191V189H169ZM172 191V190H171ZM175 191V190H174ZM173 191V192H174ZM2 192V191H1ZM8 193H10L9 191H7ZM13 192V191H12ZM17 192V191H16ZM15 192V193H16ZM32 192V191H31ZM44 192V191H43ZM46 192V191H45ZM50 192V191H49ZM67 192V190H66ZM76 192V193H77ZM194 192L196 193V195H194ZM23 193V192H22ZM20 193V194H22ZM42 193V192H41ZM40 193V194H41ZM95 194H99V195H105V198H97L94 196ZM128 193V192H127ZM140 195V192H138ZM149 193H151L149 191ZM155 192L153 191V194ZM161 193V192H160ZM165 193V192H164ZM168 193V192H167ZM166 193V194H167ZM19 194V196H20ZM25 194V193H24ZM43 194V193H42ZM51 194V193H50ZM152 194V193H151ZM169 194V193H168ZM167 194V195H168ZM263 194V193H262ZM9 195V194H8ZM29 195V194H28ZM47 195V194H46ZM49 195V194H48ZM69 195V194H68ZM78 195V196H80ZM143 195V194H142ZM22 196V195H21ZM31 196V195H30ZM35 196V195H34ZM71 196V195H69ZM114 196H118L120 198V200L123 202L124 206H121L119 210H116L115 207L118 206V204L116 203H111L110 202V198L114 197ZM123 196V197H122ZM150 196V195H149ZM41 197V196H40ZM49 197V196H48ZM22 198V197H21ZM37 198V196L35 197ZM43 198V197H42ZM45 198V197H44ZM47 198V196H46ZM53 198V196H52ZM81 198V197H80ZM16 200V198H13ZM48 199V198H47ZM71 199V198H70ZM152 199V198H151ZM162 199V198H161ZM5 200V199H4ZM20 200V199H19ZM34 200V197H33ZM45 200V199H44ZM157 200V198H156ZM163 200V199H162ZM176 200V199H175ZM194 200V199H193ZM11 201V200H10ZM22 201V200H21ZM54 201V200H53ZM44 202V201H43ZM48 202V201H47ZM51 202V201H50ZM55 202V201H54ZM160 202V199H159ZM35 203V202H34ZM59 203V202H58ZM5 204V203H4ZM8 203H6L7 205ZM13 204V203H12ZM38 204V203H37ZM52 204V202H51ZM54 204V203H53ZM56 204V203H55ZM179 204V200H176L173 202L174 206H177ZM181 204V203H180ZM179 204V205H180ZM11 205V204H9ZM20 205V203H19ZM36 205V204H34ZM43 205V204H42ZM40 205V206H42ZM60 205V203H59ZM146 205V204H145ZM165 204L163 203V206ZM62 206V205H61ZM69 206V205H68ZM73 206V205H72ZM77 206L79 207V205L77 204ZM84 206V207H85ZM143 206V205H141ZM155 206V205H154ZM158 206V205H157ZM10 208V206H7ZM35 207V206H33ZM56 207V206H55ZM147 208L146 206H143ZM203 207V205H202ZM205 207V206H204ZM52 208V207H51ZM64 208V207H63ZM67 208V207H66ZM65 208V209H66ZM70 208V207H69ZM81 208V206H80ZM184 208V207H183ZM192 208V207H191ZM44 209V208H43ZM53 209V208H52ZM64 209V210H65ZM74 209V207L72 208ZM91 209V210H92ZM148 209V208H147ZM153 209V208H152ZM157 209V208H156ZM159 209V208H158ZM195 209V208H194ZM203 209V208H202ZM212 209V208H211ZM40 210V209H39ZM62 210V209H61ZM67 210V209H66ZM71 210V209H70ZM82 210V209H81ZM161 210V209H160ZM198 210V209H197ZM204 210V209H203ZM56 211V210H55ZM54 211V212H55ZM68 211V210H67ZM96 211V213H97ZM145 211V210H144ZM143 211V212H144ZM147 211V210H146ZM162 211V210H161ZM194 211V210H193ZM205 211V210H204ZM203 211V212H204ZM213 211V210H212ZM29 212V211H28ZM37 212V211H36ZM41 212V211H40ZM43 212H45L43 210ZM50 212V211H49ZM60 211L58 210V213ZM188 212V211H187ZM190 212V211H189ZM198 212H200L198 210ZM211 212V211H210ZM53 213V212H52ZM56 213V212H55ZM72 213V212H71ZM79 213V212H78ZM81 213V212H80ZM94 213V212H93ZM191 213V212H190ZM189 213V214H190ZM194 213V212H193ZM193 213L191 214V216L193 215ZM37 214V213H36ZM46 214V213H45ZM49 214V213H48ZM51 214V213H50ZM54 214V213H53ZM164 214V213H163ZM162 214V215H163ZM184 214V213H183ZM202 214V213H201ZM39 215V214H38ZM36 215V216H38ZM44 215V214H43ZM42 215V216H43ZM55 215V214H54ZM60 215V214H58ZM56 215V216H58ZM68 215V214H66ZM74 215V214H73ZM72 215V217H73ZM76 215V214H75ZM147 215V214H145ZM209 215V213H208ZM19 216V215H18ZM55 216V218L57 219V217ZM61 216V215H60ZM78 216V215H77ZM137 216V215H136ZM141 216V215H140ZM144 216V215H143ZM142 216V217H143ZM161 216V215H160ZM186 216V215H185ZM40 217V215H39ZM46 217V216H45ZM44 217V218H45ZM64 217V214L63 216ZM69 217V215H68ZM67 217V218H68ZM71 217V220H73ZM80 217V216H79ZM132 217V216H131ZM163 217V216H161ZM210 217V216H209ZM38 218V217H37ZM59 218V216H58ZM74 218V217H73ZM104 218V219H103ZM133 218V217H132ZM188 218V217H187ZM192 218V217H191ZM55 219V220H56ZM63 219V218H62ZM144 219V218H143ZM164 219V217H163ZM28 220V219H27ZM35 220V219H34ZM38 220V219H37ZM40 220V219H39ZM48 220V218H47ZM75 220V218H74ZM29 221V220H28ZM32 221V220H31ZM49 221V220H48ZM70 221V220H69ZM79 221L80 218H79ZM106 221V220H105ZM127 221V220H126ZM140 221V220H139ZM145 221V220H143ZM211 221V220H210ZM50 222V221H49ZM48 222V224H49ZM52 222V221H51ZM54 222V219H53ZM60 222V221H59ZM73 222V221H72ZM84 222V220H83ZM165 222V221H164ZM30 223V222H29ZM43 223V222H42ZM45 223V221H44ZM128 223V222H127ZM146 223V222H145ZM218 223H216L218 225ZM9 224V223H8ZM58 224V223H56ZM63 224V223H62ZM81 224V223H80ZM131 224V222H130ZM135 224V223H134ZM162 224V222H161ZM164 224V223H163ZM211 224V223H210ZM225 224V225H226ZM45 225V224H44ZM60 225V224H59ZM65 225V223H64ZM79 225V224H78ZM105 225V224H104ZM136 225V224H135ZM149 225V223L147 224ZM165 225V224H164ZM163 225V226H164ZM179 225V224H178ZM224 225V224H223ZM39 226V225H38ZM61 226V225H60ZM59 226V227H60ZM67 226V225H65ZM71 226V225H70ZM80 226V225H79ZM180 226V225H179ZM211 226V225H210ZM14 227V225H13ZM31 227V226H30ZM58 227V228H59ZM64 227V226H63ZM68 227V226H67ZM102 227V226H101ZM128 227V225H127ZM132 227V224H131ZM130 225H129V230H130ZM134 227V226H133ZM136 227V226H135ZM150 227V226H149ZM37 228V227H36ZM49 228V226H48ZM55 228V227H54ZM73 228V227H72ZM126 228V227H125ZM162 228V227H161ZM172 228V226H171ZM221 228V227H220ZM43 229V226H42ZM47 229V226H46ZM65 229V228H64ZM61 230V231H64ZM132 229V228H131ZM135 229V228H134ZM153 228H151L152 230ZM173 229H175L173 227ZM209 229V226H208ZM212 229V228H211ZM210 229V230H211ZM217 229V228H215ZM13 230V229H12ZM38 230V229H37ZM163 230V228H162ZM14 231V230H13ZM50 231V230H49ZM48 231V232H49ZM66 231V230H65ZM79 231V230H78ZM131 231V230H130ZM136 231V230H135ZM149 231V229H147V232ZM153 231V230H152ZM179 231V230H178ZM201 231V230H200ZM203 232L206 230L203 227ZM201 231V232H202ZM218 231V230H217ZM28 232V231H27ZM30 232V231H29ZM82 232V231H79ZM124 233V231H122ZM133 232V231H131ZM151 232V231H150ZM149 232V233H150ZM157 232V231H156ZM170 232V231H169ZM198 232V231H197ZM210 232V231H209ZM9 233V232H8ZM7 233V234H8ZM23 233V232H22ZM31 233V232H30ZM33 233V232H32ZM37 233V232H36ZM47 233V232H46ZM58 233V232H57ZM171 233V232H170ZM169 233V234H170ZM178 233V232H177ZM208 233V232H206ZM211 233V232H210ZM215 233V231H214ZM6 234V235H7ZM17 234V233H16ZM26 234V233H25ZM90 234V233H89ZM118 234V233H117ZM141 234V233H140ZM165 234V232H164ZM174 233H171V235ZM190 234V232L188 233ZM196 234V233H195ZM213 234V233H212ZM30 236H32L33 234H29ZM36 235V234H35ZM110 235L112 237H110ZM154 235V234H152ZM168 235V232H167ZM179 235V234H178ZM215 235V234H213ZM29 236V237H30ZM94 236L97 237V239L94 238ZM155 236V235H154ZM169 236V235H168ZM201 236V235H200ZM205 236V235H203ZM201 236V237H203ZM210 236V235H209ZM140 237V236H139ZM153 236H151L152 238ZM177 237V236H176ZM214 237V236H213ZM224 237V236H223ZM90 238V239H89ZM107 238V242H102L99 240L101 239H105ZM154 238V237H153ZM173 238V237H172ZM205 238V237H203ZM215 238V237H214ZM230 238V237H229ZM34 239V238H32ZM110 239V240H109ZM155 239V238H154ZM217 239V238H216ZM215 239V240H216ZM226 239V238H225ZM233 239V238H232ZM170 240V239H169ZM198 240V239H197ZM202 240V239H201ZM204 240V239H203ZM228 240V237H227ZM124 241L125 242V247H124V251L120 252V253H115L114 250L117 246H119L121 244V242ZM189 241V240H188ZM207 241V239H206ZM205 241V242H206ZM212 241V240H211ZM217 241V240H216ZM219 241V240H218ZM159 242V240H158ZM174 242V241H173ZM186 242V240H185ZM184 242V243H185ZM208 242V241H207ZM215 242V241H213ZM212 242V243H213ZM97 243V244H94ZM199 243L196 242V244ZM203 243V242H202ZM217 243V242H216ZM24 244V243H23ZM209 244V243H208ZM214 244V243H213ZM225 244V243H224ZM229 244L230 241H229ZM228 244V245H229ZM237 244V243H235ZM161 245V244H160ZM195 245V244H194ZM199 245V244H198ZM204 245V244H203ZM223 245V244H222ZM216 246V245H215ZM186 247V246H185ZM227 247V245H226ZM230 246H228L229 248ZM236 247V246H235ZM162 248V247H161ZM188 248V247H187ZM194 248V247H193ZM202 248V246L200 247ZM205 249V247H203ZM232 248V247H231ZM241 248V247H240ZM134 249V250H133ZM179 249V248H177ZM189 249V248H188ZM186 249V251L188 250ZM199 249V248H198ZM173 251V248L171 249ZM221 250V249H220ZM230 250V249H229ZM233 250V249H231ZM235 250V249H234ZM238 249H236L235 251H237ZM242 250V249H241ZM248 250V249H247ZM246 250V251H247ZM219 250H217L218 252ZM222 251V250H221ZM225 251V250H224ZM239 251V250H238ZM43 252L47 253V256L44 257ZM168 252V250H167ZM179 252V251H178ZM182 252V251H181ZM184 252V251H183ZM189 252V251H188ZM205 253V251H203ZM211 252V251H210ZM214 252V250H213ZM216 252V251H215ZM173 253V252H172ZM195 253V252H194ZM203 253V254H204ZM212 253V252H211ZM247 253V252H246ZM78 254V253H77ZM176 254V253H175ZM178 254V253H177ZM176 254V255H177ZM180 254V253H179ZM189 254V253H188ZM191 254V253H190ZM197 254V252H196ZM208 254V252H207ZM221 254V252H220ZM223 254V253H222ZM226 254V252H225ZM224 254V255H225ZM228 254V253H227ZM167 255V254H166ZM169 255H172L169 253ZM184 255V254H183ZM186 255V254H185ZM248 255V254H246ZM244 255V256H246ZM59 256V257H58ZM82 256V255H81ZM194 256V254H193ZM232 257L238 256V255H231ZM241 256V255H240ZM249 256V255H248ZM79 257V256H77ZM184 257V256H182ZM212 257V256H211ZM224 257V256H223ZM232 257H230V259H232ZM247 257V256H246ZM81 258V257H80ZM83 258V256H82ZM81 258V259H82ZM169 258H173V257H169ZM189 258V256H188ZM193 258V257H192ZM225 258V257H224ZM227 258V257H226ZM225 258V259H226ZM243 258V257H242ZM241 258V259H242ZM182 259V258H181ZM180 259V260H181ZM186 259V258H184ZM195 259V258H193ZM213 259V258H212ZM219 259H220V255H219ZM223 259V258H222ZM224 259V260H225ZM9 260V259H8ZM75 260V261H74ZM167 260V259H166ZM170 260V259H169ZM206 260V259H205ZM204 260V261H205ZM207 260H208V255H207ZM223 260V261H224ZM229 260V259H227ZM233 260V259H232ZM11 261V260H10ZM168 261V260H167ZM175 261V260H174ZM183 262V260H181ZM203 261V262H204ZM216 261V260H215ZM240 261V260H239ZM238 261V263H239ZM242 261V260H241ZM246 261H248V259H246ZM9 262V261H8ZM77 262V263H78ZM171 262V261H170ZM181 262V263H182ZM206 262V261H205ZM209 262V261H208ZM227 262V261H226ZM232 262V261H231ZM234 262V261H233ZM248 262H252L251 260ZM256 262V261H255ZM254 262V263H255ZM1 263V262H0ZM5 263V262H4ZM11 263V262H10ZM35 263V264H37ZM179 264H181L178 261ZM191 263V262H189ZM217 263V261H216ZM223 263V262H222ZM221 263V264H222ZM258 262L256 264H259ZM75 264V263H74ZM163 264V262H162ZM170 264V263H168ZM193 264V263H192ZM211 264V262H210ZM215 264V263H213ZM218 264V263H217ZM220 264V263H219ZM228 264V263H227ZM234 264V263H233ZM240 264V263H239ZM244 264H247V262H244ZM252 264V263H251Z\"/></svg>",
    "mask_w": 264,
    "mask_h": 264
}]
</instances>
